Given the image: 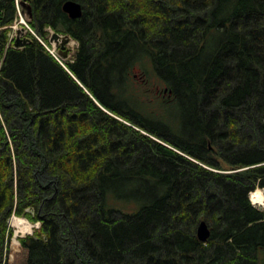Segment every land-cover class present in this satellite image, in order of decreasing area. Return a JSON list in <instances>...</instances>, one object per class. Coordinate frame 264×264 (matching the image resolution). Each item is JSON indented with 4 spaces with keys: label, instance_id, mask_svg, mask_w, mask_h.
Segmentation results:
<instances>
[{
    "label": "trees",
    "instance_id": "1",
    "mask_svg": "<svg viewBox=\"0 0 264 264\" xmlns=\"http://www.w3.org/2000/svg\"><path fill=\"white\" fill-rule=\"evenodd\" d=\"M29 1L80 45L0 0V264H264V0Z\"/></svg>",
    "mask_w": 264,
    "mask_h": 264
},
{
    "label": "water",
    "instance_id": "2",
    "mask_svg": "<svg viewBox=\"0 0 264 264\" xmlns=\"http://www.w3.org/2000/svg\"><path fill=\"white\" fill-rule=\"evenodd\" d=\"M20 4L22 7L21 11L25 19L31 22L33 20V6L31 2L29 0H21ZM63 9L72 18H80L83 15L82 4L76 0H67L63 4ZM49 30L50 33L48 37L51 42H55L57 46H60L58 53L62 58L67 57V50L65 49L66 45H70L69 47L73 48V52H76L77 47L75 46V43H68L69 41L76 42V38L72 37L70 34L63 35L54 30ZM32 41L33 39L28 36L27 29L24 26H21L15 34V46L23 47L27 44L32 43ZM197 234L198 238L203 242H206L209 239L211 235V229L205 220H202L199 223Z\"/></svg>",
    "mask_w": 264,
    "mask_h": 264
},
{
    "label": "built area",
    "instance_id": "3",
    "mask_svg": "<svg viewBox=\"0 0 264 264\" xmlns=\"http://www.w3.org/2000/svg\"><path fill=\"white\" fill-rule=\"evenodd\" d=\"M26 25L28 26L29 29L32 30V28L28 24ZM14 27H17V24L14 25ZM13 224L16 225V232L13 238V242L16 244H20L19 237L28 234H33L35 228L40 227V222L34 224L31 223L28 219L18 217L16 214H13L9 219V226H12Z\"/></svg>",
    "mask_w": 264,
    "mask_h": 264
},
{
    "label": "bare ground",
    "instance_id": "4",
    "mask_svg": "<svg viewBox=\"0 0 264 264\" xmlns=\"http://www.w3.org/2000/svg\"><path fill=\"white\" fill-rule=\"evenodd\" d=\"M73 70V69H72ZM252 198H253V202H255L256 204H260V203H264V191L262 189H259L256 192H252Z\"/></svg>",
    "mask_w": 264,
    "mask_h": 264
},
{
    "label": "rangeland",
    "instance_id": "5",
    "mask_svg": "<svg viewBox=\"0 0 264 264\" xmlns=\"http://www.w3.org/2000/svg\"><path fill=\"white\" fill-rule=\"evenodd\" d=\"M14 30H15V28H14ZM108 111V110H107ZM109 112V111H108ZM111 113V112H110ZM121 120H123V118H121V117H119ZM124 121H125V119H124ZM224 166L226 167L227 165H225L224 164ZM259 189H262L263 191H264V188H257V189H255L254 191H252V192H256V191H258ZM252 192H251V194H250V198H251V201H252V203L254 204V205H256L257 207H259V208H262V209H264V203L262 204V203H260V204H256L255 202H253V198H252ZM29 212H30V210H28ZM20 217H23V218H26V219H28V220H30V221H36V220H32L31 218H29V217H27V216H24V215H19ZM13 227H14V224L12 225Z\"/></svg>",
    "mask_w": 264,
    "mask_h": 264
}]
</instances>
